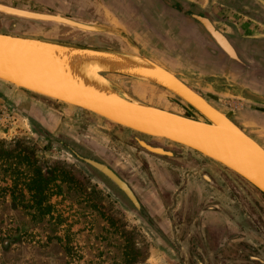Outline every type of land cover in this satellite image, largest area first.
Here are the masks:
<instances>
[{
    "label": "rangeland",
    "instance_id": "obj_1",
    "mask_svg": "<svg viewBox=\"0 0 264 264\" xmlns=\"http://www.w3.org/2000/svg\"><path fill=\"white\" fill-rule=\"evenodd\" d=\"M37 1L33 11L39 6ZM189 1L201 8L210 7L223 35L239 31L241 25L234 19L237 17L256 29L264 23V0H250L258 8L254 10L246 8L245 0H241L243 7L238 11L228 0ZM60 5L65 11V6ZM41 6L53 11L44 2ZM162 7L169 9L164 3ZM168 17L176 20L179 15ZM12 23L31 22L0 16V33L15 34ZM54 36L56 40H42L120 48L117 42H111L116 38L108 36H85L67 29ZM145 37L150 45L168 55V45L165 47L147 34ZM252 41L257 51H263V45ZM173 49L184 54L178 46ZM254 57L251 67L264 69L263 62ZM112 81L134 96L132 84L127 82L124 86ZM150 96L147 95L151 100L147 104L175 110ZM252 101L263 105L243 99L232 101L234 104L217 102L229 115L237 107L242 111L255 108L252 118L258 124L256 128L264 130V102ZM254 139L264 145V134ZM151 140L93 113L0 81V264H264V195L225 167L192 150L161 141L157 142L161 143L159 146L174 154L157 155L139 145V141L157 145ZM57 141L68 142L84 157L114 170L135 191L143 212H137L121 192ZM201 158L204 164H215L224 172L211 166L203 170ZM201 180L205 181L207 191L226 196L247 216L254 231L261 235L263 247L248 249L234 242L237 237L229 248L223 240L218 242L221 236L225 238V232L220 234L215 225L201 222ZM213 183L217 185L210 187ZM241 229L245 228L241 225ZM201 240L205 241L204 249Z\"/></svg>",
    "mask_w": 264,
    "mask_h": 264
},
{
    "label": "water",
    "instance_id": "obj_2",
    "mask_svg": "<svg viewBox=\"0 0 264 264\" xmlns=\"http://www.w3.org/2000/svg\"><path fill=\"white\" fill-rule=\"evenodd\" d=\"M22 3L23 2L19 0H0V16L41 23L50 27L51 30H53V33L56 34L61 33L63 29H67L71 33H79L85 36L116 37V34L107 30H92L93 27H108V25L99 22L82 21L66 17H63V19L68 20L65 22L42 21L20 16L14 14V12L8 11L13 8L22 11V9L18 7L23 5ZM36 7L38 8L37 5ZM104 9L107 10L105 6ZM70 20L80 22L78 23L79 26L76 25L77 23L71 24V22H69ZM201 22L204 23L202 19ZM111 26H117L119 29L123 30V26L120 23H115ZM217 32L219 33L218 35L223 36L219 31ZM123 33H125V36H128L127 32L123 31ZM208 33L217 44L213 33L209 31ZM126 40L130 41L128 47L132 52L0 34V81L11 84L19 89L35 93L47 99L58 101L93 113L118 126L133 131L136 134L153 139L165 140L176 146L191 149L199 153L201 156L225 167L253 189H256L261 195H264V147L247 135L241 127H239L225 113L220 112L202 97H199L193 91H190L189 87H187L176 74L171 73L167 68L149 58L136 44L134 45L131 38ZM58 49L73 50L87 53L91 56L137 54L140 57H145L160 75L164 74L168 76L166 78L174 82L177 87L175 88L171 83L167 84L166 82L161 81L166 80L164 78L161 80H151L145 76H138L135 74L130 75L131 73L126 71L115 72L105 64H103L104 67H109V71L111 72L103 70L101 76L110 83L111 89L115 90L116 93H113L109 89L108 93L105 95L104 93H98L79 85L69 84L65 79L61 78H59L60 80L54 81L50 78V69L47 70V65L55 63L54 67L57 69L59 75H63V77L67 76L65 73H70L68 72L69 69L67 65L60 59L59 56L63 54ZM222 52L223 55L227 57V60L234 59L239 62L241 61L238 54L236 55V58H233L225 51L222 50ZM56 53L60 54L57 56ZM46 54H48L53 61L46 57ZM47 62H49V64ZM63 64L66 65V69ZM162 67L165 68V70H163ZM78 68L80 71L81 66H75L77 72ZM251 68L252 67H250V69ZM159 70H161L162 74ZM251 70H254L253 75L255 78H259L260 74L264 73V69L252 68ZM110 75L121 76L128 79H141L154 86L168 90L178 98H183L189 106L198 111L201 117L200 119H192L185 117L182 114L166 111L144 103L130 95L112 80L108 79V76ZM194 96L201 101L199 105L191 102V99L194 100ZM246 101L252 104L263 105L252 100ZM41 126L42 125H40V128ZM45 135L51 138V135L48 132H46ZM56 143H60L76 159L83 162L95 173L104 177L114 188L126 197L128 202L137 212H143V206L135 191L109 166L95 159L84 157L79 149L73 148L68 142L61 143V141H57ZM139 145L153 154L171 155L162 148H157L161 149V151H155L156 149L154 147L149 146L142 141H139ZM149 221L151 222V219H149ZM203 242L204 241H202V243Z\"/></svg>",
    "mask_w": 264,
    "mask_h": 264
},
{
    "label": "flooded vegetation",
    "instance_id": "obj_3",
    "mask_svg": "<svg viewBox=\"0 0 264 264\" xmlns=\"http://www.w3.org/2000/svg\"><path fill=\"white\" fill-rule=\"evenodd\" d=\"M101 1L105 3L112 16L122 22L127 30L129 38L133 39L135 44L143 52L147 51V56H151L150 58L155 62L167 67L171 72L175 73L180 80L194 89L201 97L207 100L211 106L227 114L231 120L252 138H256V135L258 137V134H264V130H257L256 127L258 124L256 123V125L254 123L255 119L252 118V116L255 115V108L252 107L248 111H242L237 107L233 110V115H229L228 112L218 104V102H229L230 104H234L232 101L237 99L264 102V73L260 74L258 79H255L253 75L254 70H251L253 67L250 69L252 62L255 61L254 55L264 64V49H262L263 51H257V45L252 44L250 41L242 40L235 33H232V35L224 34L223 36L235 49L239 58L245 63H242V60V62L234 59L227 60V57L223 55L219 46L209 36L205 23L201 22V19L204 22L208 21L215 30L222 32L217 27L213 12H211L210 7L201 8L196 6L197 4L192 1H189V3L182 0H161V3L160 0ZM147 1H150L151 4L149 5ZM228 1L231 2V7L236 11L243 7L241 0ZM249 1L250 0H245L246 8L253 10L258 9ZM37 2V0H23V5L18 7L33 11L31 7L37 4ZM43 2L53 11L49 12L47 8L41 6ZM60 3L65 6V11ZM162 3L169 9L163 8ZM38 4L39 6L35 8V10L41 14L62 15L69 18L97 21L103 24H111V22H113L111 19L112 17L110 18L107 16L106 11L98 0H39ZM171 11L174 12L173 15H179V18L174 20L173 17H168L172 15ZM186 18L188 21H186ZM35 24L37 23H12L11 27H13V31H15L13 35L56 40V36L54 35L58 34L53 33L51 28L43 27L40 23L38 25ZM145 34L148 35V38L162 43L165 47L168 45L169 47L167 46L168 48L166 47L165 51L168 55L166 56L158 48L150 45L148 40H146ZM139 36L144 37L145 40L142 38L140 39ZM166 36L170 38L173 43L171 41L168 42V39L165 38ZM188 36L190 37L188 38ZM111 42H117L120 47L119 49H129L121 40ZM177 46L184 51V54L180 50L173 49ZM181 64L187 65L189 68L193 69L185 70L180 66ZM177 65H179V67ZM232 73L233 75H231ZM243 74H250V76H244ZM110 78L115 82L122 83L124 86H127V82L130 85L132 84L130 86L131 93L144 103L151 102V100L147 98V95H151L150 98L152 100L162 101L167 103V106L169 104L183 116L198 119V115L190 112L187 109V105L180 104L181 100L172 101V96L158 87L141 82L139 84H134L132 81L116 75L110 76ZM160 106L162 108V105ZM243 115L245 116L244 118ZM161 141L165 140L153 139L150 142L157 145L153 146V144L149 142L147 144L157 150V148H162V146H159L162 143ZM173 147L178 150L177 147ZM166 152L171 154L168 156H173L174 154L171 150Z\"/></svg>",
    "mask_w": 264,
    "mask_h": 264
},
{
    "label": "bare ground",
    "instance_id": "obj_4",
    "mask_svg": "<svg viewBox=\"0 0 264 264\" xmlns=\"http://www.w3.org/2000/svg\"><path fill=\"white\" fill-rule=\"evenodd\" d=\"M19 1H22L23 0H19ZM100 5L103 7L104 9V6L107 8V6L105 5V3L101 0H98ZM104 5V6H103ZM17 8V7H16ZM28 10V11H27ZM105 10V9H104ZM8 11H11V12H14V14H17V15H20V16H24V17H28V18H34V19H39V20H42V21H53V22H65V21H68L67 19H63V17L65 18L66 16H62V15H50V14H41V13H38V12H30L29 9H22V11H19V10H15L14 8L13 9H9ZM25 11V12H24ZM106 13H107V16L108 17H112L111 19L113 20V22H111V24H104V25H108L107 28H102V27H93L92 30H95V31H102V30H107V31H110L111 33H114L116 34V37H111V38H116V40H121L122 43H124L126 46H128V43H130L129 40H126V39H129L128 36H125V33L124 32H127L126 28L123 27V30L119 29L117 26L114 27V26H111L112 24H115V23H120L122 26H124L122 24V22L118 21L116 18H114L112 16V14L110 13V11L108 10H105ZM66 18H69V17H66ZM71 19V18H69ZM72 19H77V18H72ZM80 20V19H79ZM83 21V20H82ZM32 22V21H31ZM71 22V24H76L78 25V23L80 22H75V21H69ZM37 23V22H35ZM101 23V22H99ZM205 27L206 29L213 33L214 35V39L215 41L217 42L218 46L220 47L219 49L223 51H225L226 53H228V55H230L231 57L233 58H236V55H237V52L235 51V49L232 47V45L227 41V39H225L223 36L221 35H218L219 33L213 28V26L210 25V23L208 21H205ZM39 24V23H38ZM41 24V23H40ZM103 24V23H101ZM42 26L44 27H48L46 25H43L41 24ZM79 26V25H78ZM216 33H215V31ZM41 31V30H40ZM46 33V32H45ZM2 34V33H0ZM7 35V34H6ZM123 37V38H121ZM127 37V38H126ZM30 38V37H28ZM34 39H37V38H34ZM39 40H42V39H39ZM43 41H49V40H43ZM134 42V41H133ZM134 45H135V42H134ZM60 50V49H58ZM115 50H120V51H128V52H132L130 51V49L128 50H124V49H115ZM60 52L63 54V55H60V59L62 61H64V63L67 65L68 67V72L70 73H65L63 71V69L65 68L66 69V65L63 64L62 66V71L67 74V76L63 77V75H59L57 69L54 67L55 63L50 65L49 62H47L49 65H47V70L50 69V74H51V79L56 81V80H60L59 78L61 79H65L66 82H68L69 84H75V85H79L83 88H86V89H90V90H93L95 92H98V93H104L105 95L108 93L109 89L114 93H116L115 90L111 89L110 87V83L101 76L102 74V71H106V72H111L109 71L110 68L112 71H115V72H121V71H126L128 73H131L130 75H140V76H145L151 80H161V79H166V80H161V81H164L166 82L167 84H172L175 88L177 87V85L170 81L169 79H167L166 75L162 74L161 73V70L160 73L162 75H160L156 69L152 66V64H150V62L145 58V57H140L139 55L137 54H132V55H129V54H122L120 56H102V55H89L87 53H81V52H77V51H73V50H65V49H62L60 50ZM57 56L60 54V53H56ZM46 57L50 58L48 54H46ZM149 57V56H148ZM150 58V57H149ZM51 59V58H50ZM52 60V59H51ZM53 61V60H52ZM60 61V60H59ZM108 65L109 67L105 68L104 65ZM76 65H79V67L81 66L80 68V71H79V68H78V72L75 70V66ZM163 66V65H161ZM165 67V66H164ZM249 67V66H248ZM163 68V67H162ZM167 68V67H165ZM165 68H163V70H165ZM168 69V68H167ZM259 69V68H258ZM169 70V69H168ZM166 70V71H168ZM66 71V70H65ZM170 71V70H169ZM168 71V72H169ZM171 72V71H170ZM145 73V74H144ZM173 73V72H171ZM175 74V73H173ZM110 76H115V75H110ZM108 76V79H110ZM178 77V76H177ZM135 78V77H134ZM179 78V77H178ZM111 80V79H110ZM134 80H137V81H140V82H144V83H147L141 79H134ZM182 81V80H181ZM183 82V81H182ZM184 83V82H183ZM150 84V83H148ZM185 84V83H184ZM152 85V84H151ZM187 87H189L187 84H185ZM157 87V86H156ZM162 89V88H161ZM178 89V88H177ZM190 91H193L197 96L201 97V95H199L195 90H193L192 88H190ZM164 90V89H163ZM167 92H169L170 94H172L173 96H175L177 99H180L178 98L175 94L171 93L170 91L168 90H165ZM184 93V92H183ZM182 94V93H181ZM185 95V94H184ZM186 96V95H185ZM182 98V97H181ZM203 98V97H202ZM167 99V98H166ZM204 99V98H203ZM170 100V99H169ZM171 100L172 101H175L174 98L171 97ZM181 102L183 103V105H187V109L192 112V113H195L196 115L200 116L201 115L198 113V111H196L195 109H193L191 106H189L185 100L180 99ZM205 100V99H204ZM177 101V100H176ZM207 101V100H205ZM191 102L193 104H197L199 105V103H201V101L194 96V100L191 99ZM208 102V101H207ZM64 104V103H63ZM181 104V103H180ZM67 105V104H66ZM182 105V104H181ZM73 107V106H72ZM159 108V107H157ZM179 108V107H178ZM201 108V106H200ZM161 109V108H160ZM165 110V109H163ZM166 111H169V110H166ZM170 112H175V113H178L180 114L179 112H177L176 110H173V111H170ZM221 112V111H220ZM187 117V116H185ZM199 117V119H200ZM190 118V117H188ZM108 121V120H107ZM110 122V121H109ZM112 123V122H110ZM114 124V123H112ZM116 125V124H115ZM242 129V128H241ZM243 130V129H242ZM244 131V130H243ZM245 132V131H244ZM246 133V132H245ZM247 134V133H246ZM248 135V134H247ZM251 137V136H250ZM254 139V138H253ZM255 140V139H254ZM259 143V142H258ZM188 149V148H187ZM155 150V149H154ZM158 150V149H157ZM155 150V151H157ZM191 150V149H189ZM161 151V150H159ZM193 151V150H192ZM195 152V151H194ZM197 153V152H196ZM199 154V153H198Z\"/></svg>",
    "mask_w": 264,
    "mask_h": 264
},
{
    "label": "crops",
    "instance_id": "obj_5",
    "mask_svg": "<svg viewBox=\"0 0 264 264\" xmlns=\"http://www.w3.org/2000/svg\"><path fill=\"white\" fill-rule=\"evenodd\" d=\"M182 1L189 3V0H182ZM148 4L149 5L151 4L150 1L148 2ZM196 6H198V4ZM216 9L218 8L214 7V10ZM171 14L173 15L174 12L171 11ZM234 19L237 22H239V24L241 25V26H238L239 31L237 32L235 31L238 37H240L242 40L244 39L250 42L252 40L256 42L258 41L257 44L263 45L264 47V23L262 24L263 28L261 27V29H256L251 24L247 23L246 20L244 22H246L247 24H244L242 20H239V17L234 18ZM251 22L253 23L254 20H251ZM189 37L190 36H188V38ZM231 75H233V73ZM245 75L250 76V74H245ZM255 79H258V78H255ZM203 161L204 159L201 158V168H203V170L211 166L212 168L217 170L219 173L224 172L221 169V167L215 164L213 165L204 164ZM221 184H222L221 186H223V183ZM216 185L217 184L214 185L213 183L212 185H210V187H213ZM201 222H203L206 225H215V227H217V229L220 231V234H223L225 232L224 233L225 238L221 239L222 238L221 236L218 242L220 243L223 240L222 243L227 244L226 246L232 245L233 239L237 237L239 239L235 240L234 242L241 243L248 249L263 247L261 235L258 233V231H254L251 223L247 219V216L245 217L244 214L240 210H238V208L235 207L233 201H230V199L226 198V196H223L222 194L218 192L212 193V192L207 191V185L205 181L203 180H201ZM241 225L242 227L245 228L244 231L241 229ZM201 235L203 236L202 231H201ZM209 238L211 241L216 242V240L213 239L212 237H209ZM204 242L201 245V248L203 247V249L205 248ZM229 247L230 246H228V248ZM203 249H201V251Z\"/></svg>",
    "mask_w": 264,
    "mask_h": 264
}]
</instances>
